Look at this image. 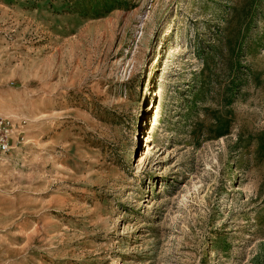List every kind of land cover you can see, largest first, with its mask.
I'll use <instances>...</instances> for the list:
<instances>
[{
    "label": "rangeland",
    "instance_id": "obj_1",
    "mask_svg": "<svg viewBox=\"0 0 264 264\" xmlns=\"http://www.w3.org/2000/svg\"><path fill=\"white\" fill-rule=\"evenodd\" d=\"M0 115V264H264V0H0Z\"/></svg>",
    "mask_w": 264,
    "mask_h": 264
},
{
    "label": "built area",
    "instance_id": "obj_2",
    "mask_svg": "<svg viewBox=\"0 0 264 264\" xmlns=\"http://www.w3.org/2000/svg\"><path fill=\"white\" fill-rule=\"evenodd\" d=\"M10 116L0 115V153L7 152L15 145V136H23Z\"/></svg>",
    "mask_w": 264,
    "mask_h": 264
},
{
    "label": "bare ground",
    "instance_id": "obj_3",
    "mask_svg": "<svg viewBox=\"0 0 264 264\" xmlns=\"http://www.w3.org/2000/svg\"><path fill=\"white\" fill-rule=\"evenodd\" d=\"M179 51V47L176 48V52ZM168 64L165 65L164 69H163V72H162V80H165L166 79V73L168 72Z\"/></svg>",
    "mask_w": 264,
    "mask_h": 264
}]
</instances>
